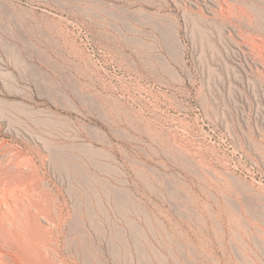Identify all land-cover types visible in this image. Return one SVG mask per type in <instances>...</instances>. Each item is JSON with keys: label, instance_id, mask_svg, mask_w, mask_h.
I'll return each instance as SVG.
<instances>
[{"label": "rangeland", "instance_id": "1", "mask_svg": "<svg viewBox=\"0 0 264 264\" xmlns=\"http://www.w3.org/2000/svg\"><path fill=\"white\" fill-rule=\"evenodd\" d=\"M0 147L67 264H264V0H0Z\"/></svg>", "mask_w": 264, "mask_h": 264}, {"label": "bare ground", "instance_id": "2", "mask_svg": "<svg viewBox=\"0 0 264 264\" xmlns=\"http://www.w3.org/2000/svg\"><path fill=\"white\" fill-rule=\"evenodd\" d=\"M35 167L33 156L0 147V264H67L52 242L54 228L63 235L64 208L52 209L54 215L49 211L54 205L38 196L42 186L35 182Z\"/></svg>", "mask_w": 264, "mask_h": 264}]
</instances>
